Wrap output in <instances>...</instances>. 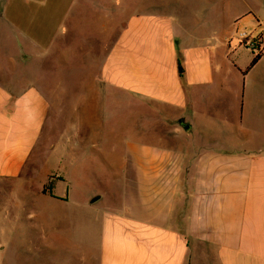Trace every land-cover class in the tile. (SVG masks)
<instances>
[{
    "label": "crops",
    "instance_id": "obj_1",
    "mask_svg": "<svg viewBox=\"0 0 264 264\" xmlns=\"http://www.w3.org/2000/svg\"><path fill=\"white\" fill-rule=\"evenodd\" d=\"M209 29L206 17L136 12L99 79L81 81L87 118L76 121L89 135L91 95L138 109L121 193L92 211L100 264H264V52L241 66ZM49 105L35 85L0 82V197L32 172Z\"/></svg>",
    "mask_w": 264,
    "mask_h": 264
},
{
    "label": "rangeland",
    "instance_id": "obj_2",
    "mask_svg": "<svg viewBox=\"0 0 264 264\" xmlns=\"http://www.w3.org/2000/svg\"><path fill=\"white\" fill-rule=\"evenodd\" d=\"M152 11L206 17L210 31L227 34V58L241 66L264 52V0H0V82L35 85L50 104L32 172L10 186V199L0 197V264H100L92 211L115 206L121 193L138 109L91 95L89 135L76 121L87 115L75 94L87 91L81 81L99 79L127 18ZM95 192L102 199L91 203Z\"/></svg>",
    "mask_w": 264,
    "mask_h": 264
},
{
    "label": "trees",
    "instance_id": "obj_3",
    "mask_svg": "<svg viewBox=\"0 0 264 264\" xmlns=\"http://www.w3.org/2000/svg\"><path fill=\"white\" fill-rule=\"evenodd\" d=\"M262 51H260V52H258L255 56H254V58H253V60H252V62H251V64H250V67H252V66H254L257 62H258V60L261 58V56H262Z\"/></svg>",
    "mask_w": 264,
    "mask_h": 264
},
{
    "label": "water",
    "instance_id": "obj_4",
    "mask_svg": "<svg viewBox=\"0 0 264 264\" xmlns=\"http://www.w3.org/2000/svg\"><path fill=\"white\" fill-rule=\"evenodd\" d=\"M184 127H185V129H189L190 128L189 125H185ZM97 199H99V196L94 197L92 199V202L96 201Z\"/></svg>",
    "mask_w": 264,
    "mask_h": 264
},
{
    "label": "built area",
    "instance_id": "obj_5",
    "mask_svg": "<svg viewBox=\"0 0 264 264\" xmlns=\"http://www.w3.org/2000/svg\"><path fill=\"white\" fill-rule=\"evenodd\" d=\"M247 47H249V48H251V49H254L255 47L253 46V44L251 45V46H247Z\"/></svg>",
    "mask_w": 264,
    "mask_h": 264
}]
</instances>
